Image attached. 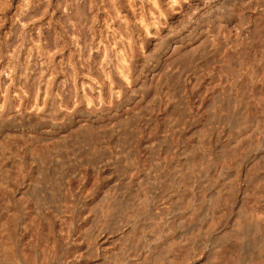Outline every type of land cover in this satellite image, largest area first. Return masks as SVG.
Listing matches in <instances>:
<instances>
[{
	"label": "bare ground",
	"instance_id": "bare-ground-1",
	"mask_svg": "<svg viewBox=\"0 0 264 264\" xmlns=\"http://www.w3.org/2000/svg\"><path fill=\"white\" fill-rule=\"evenodd\" d=\"M54 18L58 22L60 21L62 26L60 27L62 29L61 35L56 36L58 38H55L52 30ZM231 30L235 32L234 34L232 33L233 37L231 36ZM220 36L225 38L227 45L221 50L219 61L218 59L215 60L218 61V65L216 63L217 78L221 84L227 86L228 91L220 92V100L218 105H215L217 111H227L224 117L225 122H221L222 125L227 124L230 130L227 131L232 135L234 134L235 140L231 142L232 146L228 145L226 146L227 148L224 145H220L224 147L225 151L222 149L223 152L220 151L217 156L214 154V143L210 142L211 145L208 148L210 151L209 157L199 158L193 162L190 161L192 164H190L191 168L188 167V171L191 169V172L186 175L187 177L189 175L188 178L186 176L185 179L181 177L180 175L183 173L179 174V170L176 175V170L175 173L171 172L172 176L179 177L175 178L174 183L171 182L173 186H171L172 189L168 199L173 200V202L174 200L179 202L183 209L185 208L184 210L194 207L195 205L193 204L196 197L192 193L195 188L193 187V189L191 186V189L188 186V181H193L196 179H192L194 176L202 173L197 176L196 180L200 181L203 186L204 180L207 179L205 178L207 175L204 172L206 173L207 169L209 170V166H215L218 160H222L229 168L234 166L239 175L236 174V177H232L230 174L234 180L230 178V180H220L222 183L219 181L220 185L217 188L216 202L221 209L219 211L213 210L214 212L211 213L209 220H207L208 222L206 221V225L198 226L197 230L192 229L193 231L186 232L184 241H180L182 243H178L177 246L171 247L169 250L166 249L165 254L157 252L158 257L153 259H151V255L152 253L154 254V251H163V244L167 240L165 242L162 240L170 237L169 234L172 230H170L169 225L172 221L168 222L166 217H164L166 214L164 215L163 212L162 215L156 213L157 211H153L157 214L155 215L154 213L153 215L152 211H149L151 214L147 211V207V209L145 207V209H142L137 204L133 205V207L137 205L139 210L136 213L139 212V214H136L135 217L130 215L126 220L123 218L125 222L123 220L120 222L123 225L121 227L122 231L127 233L126 238L123 235L125 239L121 238L123 241L121 240L122 244L118 245L119 249L113 250L114 252L112 251L113 253L109 256L107 248L102 247L103 261L100 264H129L132 260L142 261V264H189L196 256L195 254L197 252L199 254L204 249L211 253L209 254L211 258L208 256L210 260L208 262L205 261L207 264H264V206L261 211L260 207H258L259 209L257 210L260 214L253 212V207L252 211H250L248 200L252 197L251 195L249 196V191L252 189L248 187V192L247 188L245 190L242 189L244 191L241 192L239 188L242 184H253L252 186H255V183L262 180V178H259V180L255 178L258 168L254 171L251 170L252 168L244 169L245 163L243 164L241 159L249 156L250 151L248 149L252 147V142L257 140L258 142L259 140L262 143L264 142V0H0V264H82V261L87 257H85L86 254L81 249L83 244L81 239L75 241L76 243L69 250H62V245L71 236V224L73 223L69 222H72L73 219L71 217L74 204L73 193L75 194L79 189L76 186L78 184L76 179L80 176H88L87 172L77 174L76 171L71 170L72 172L69 173L66 166L71 163L70 156L74 157L72 158L73 160L80 161L82 160L80 155L83 152L86 153L88 160L89 156L99 154L101 151L98 147L101 145H98L100 141L97 139L100 128L97 126L98 132L96 133L94 131L96 126L94 125L98 124L106 116L108 119L117 118L121 114L132 115L131 119L134 118V114V116H138L139 113L137 114L136 112V106L141 98L140 93L145 88L150 87L154 82L156 85L161 84L157 82H161L160 79L164 76L170 75L174 65H180L179 62L185 57L186 50L190 45L197 43L199 46L201 44L203 46L204 42L215 41ZM72 44L75 47L74 54L76 59L74 58V63L71 62L72 65H70L68 63L72 60L69 59L68 61L66 59V53L71 58ZM209 47L211 46L209 45ZM201 50L203 53L205 49ZM219 51L217 52L219 53ZM191 52L193 53V51ZM211 57L213 62L214 58L213 56ZM185 59L187 60L188 58L186 57ZM24 62H26L25 66ZM192 65L190 68H193ZM31 66L34 67L31 71L32 73H28V76L22 74L23 71H26ZM212 72L208 75L214 78ZM192 74L191 80L197 81L200 77L198 72L193 71ZM77 78L79 79L78 81ZM227 94L228 96L225 98ZM215 96L217 97V95ZM148 104H146L147 107L149 106ZM225 105L227 106L225 107ZM109 110H115V113L112 116H108ZM207 110H209L208 107ZM217 111L215 116L216 114L221 116L224 113L218 114ZM121 119H118L117 123L119 121L121 123ZM127 119L130 118L128 117ZM215 122L217 123L216 120ZM114 123L116 122H113V125ZM108 124L113 126L112 123L111 125L110 123ZM136 124L134 123V125ZM126 127L128 128V126ZM83 128L88 131L86 138H82ZM157 128L158 126H155L152 131L157 130ZM64 129H70L69 132L72 134H66L70 135L68 136L71 140L73 139V143H70L76 144L77 147L70 143L71 147H69L68 143H65L66 140H63L64 144L57 142L58 139L64 138V135H61ZM106 129L109 131V128ZM149 130H147L148 133ZM213 131L216 130L213 129ZM142 132L144 131L141 130L138 133L140 138H144ZM117 135L119 136L120 134ZM117 135H115L116 138H119ZM209 135L207 134V139ZM161 139L163 140L164 138ZM204 141H206L205 138ZM103 142L104 140L101 144H104ZM261 142H259L258 146ZM118 143L119 141L117 145ZM126 143L124 144L126 145ZM148 145L150 147L153 146ZM243 145L249 148L245 147L244 149ZM105 146L103 149L106 148ZM147 146L146 148H149ZM154 147L151 149H154ZM260 147L262 148V144ZM254 148L256 149V147ZM80 151L83 152L81 153ZM167 151L164 153H167ZM201 151L203 152V150ZM79 152L81 153L80 155ZM221 152L225 155H220ZM103 161L105 162V160ZM117 161L120 162L118 159ZM131 162L133 161L131 160ZM221 162L220 164L223 163ZM73 163L75 164V162ZM90 163L92 164V162ZM135 163L133 164L135 165ZM174 168L176 169V167ZM221 168H223V165ZM160 169H162L161 166ZM160 169L158 170L160 171ZM170 169L172 170V166ZM167 174L165 173V175ZM172 176L170 177L172 178ZM63 180L66 181L67 187H63ZM255 180L258 181L256 182ZM206 182L208 181L206 180ZM151 183L153 184L154 182ZM196 185L199 186V184ZM258 185H263V183H257ZM90 186L91 184L87 187L89 188ZM144 189L146 188L144 187L142 191H145ZM157 193L159 194V192ZM238 194L241 195L239 197L248 198L241 200L238 197L243 202L247 200L244 206L248 207L241 205L245 210L241 209L239 211L236 209L238 213H236L235 218L233 217V223L231 222L233 224H231L233 232L236 235L234 236V243L219 249L215 241L216 237H213V234L228 225L224 220L225 215L226 213H230V215L234 213L235 208L233 209V205H235ZM198 195L197 198L199 197ZM146 196H148V193ZM164 196L166 195L161 196V198L163 197L164 199ZM144 197L143 200L146 198ZM254 198L257 199L256 197ZM140 199L142 198L140 197ZM150 200L152 201L153 199ZM100 201L104 200L101 199ZM106 201H104L102 206H104ZM199 201L195 204L198 205ZM136 202H139V200ZM141 202L143 201L140 200L139 205H141ZM154 202L158 203L159 201L155 200ZM257 202L262 201L257 200ZM105 206L100 211L102 220L108 216L112 217L113 214L117 215L115 212L118 206L114 207V205L109 206L108 204ZM196 208H192V210L196 212ZM140 209L142 211L146 210L147 212H145L148 213L146 216L145 214L142 216H145V219L142 218V223L135 222L136 218L142 215ZM132 211L130 213L134 215L135 212L134 210ZM178 211L179 208L177 209ZM127 213L125 212V214ZM178 213H181V211ZM59 215L61 218H57ZM82 218L86 219V216ZM107 220L108 223L111 222L109 219ZM64 223L71 225L69 231L63 227ZM113 227L111 226L112 229L115 228ZM99 230L102 231L103 229ZM21 231H24V236L22 235V239H19L18 235ZM110 233L107 234L110 236ZM101 235L102 237H100ZM101 235L96 240L100 243L104 238L103 234ZM95 237L97 239V236ZM181 238L176 239L179 241ZM217 240L219 239L217 238ZM228 240L230 241V239ZM20 246L22 247L19 248ZM208 252L206 251L207 255ZM99 254L95 257L97 258ZM176 255L182 256L180 258L181 262L179 259H174Z\"/></svg>",
	"mask_w": 264,
	"mask_h": 264
},
{
	"label": "rangeland",
	"instance_id": "rangeland-1",
	"mask_svg": "<svg viewBox=\"0 0 264 264\" xmlns=\"http://www.w3.org/2000/svg\"><path fill=\"white\" fill-rule=\"evenodd\" d=\"M52 10V9H51ZM56 22V23H54ZM60 22V21H59ZM58 20H56V18L53 19V22H52V30L54 32V35H55V38H58L56 36H59L61 35L62 33V29L60 27L61 26V22L59 24ZM54 24V25H53ZM59 25V26H58ZM59 28V29H58ZM233 31V32H232ZM57 34H56V33ZM235 33L234 30H231V36L233 37L234 35L233 34ZM220 39H222L220 41ZM218 41V42H217ZM222 42V43H221ZM210 43V44H209ZM196 44V45H195ZM204 45L203 46H199L197 43H194L192 46L190 45L189 48L186 50V55L185 57L179 62L180 65H174V68L171 72L170 75L168 76H162L163 78H161V82L160 81H156L157 83H161V84H157L154 82L152 83V85L150 87H147L143 90L142 93H140V99L138 101V105L136 106V112L137 114L139 113V115L136 117L133 115L134 118L131 119V116L132 115H129L128 114H121V116H118L117 118H112V119H108V117L106 116L104 119H102L98 124L94 125L96 126L94 128V131L97 133L98 132V129H97V126L99 129V137L97 140L100 141V143L98 144L100 147L99 150L102 152H100L99 154H96V155H93V156H89V160L86 158V153L83 152V151H80L82 153V155H80L81 153L79 152V155H80V161H75L73 160L72 158H74L73 156H70L71 158V163L75 162V164H71L70 165H67L66 167H68V171L69 173H71L72 171H76L77 174L78 173H83V172H87L88 173V176H80L79 178L77 177V181H78V184L76 185L79 189L77 190V192H75V194L73 193V198H74V204H73V210H72V213H71V217L73 218L72 219V222H69V223H73L71 224L72 225V230H71V236H70V239L66 240V242L64 243L63 241V245H62V250L63 251H67L69 250L70 248L73 247V244L76 243L75 241L81 239V241H83V244H82V247L81 249L84 251V254L85 257V260L82 261V264H93V263H97V264H100L102 263L103 261V250H102V247L104 248H107V250L109 251V255H111L114 251L118 250L119 247L118 245L119 244H122V241L123 239L126 238V235L127 233L126 232H123L122 231V228L123 225L122 223L120 224V222H122V220L124 221L123 218H128L130 215L131 216H134L137 214H139V212L136 213L138 209L137 205L139 206V208H146L147 211L151 212L152 211V214L154 215L155 212L153 211H157L156 213L158 214H163L166 216V219L168 220V222L172 221L169 225V228L170 230V234L167 239L165 240H162L163 242H165L166 240L169 242H165L164 244L161 242V244H163V251L160 250V251H154V254L152 253L151 255V259L153 258H156L158 257V253L157 252H161L160 254H165V251L166 249L169 250L171 247H174V246H177L178 243H182L185 239V234L186 232L188 233L193 231V230H197L199 227L203 226V225H206V221L209 220L210 216H211V213H213L214 211H219L221 208L220 206H218V203L216 202L217 201V188L219 187L220 185V180L224 181V180H230L231 176L232 177H236V174H238V171L236 170V168L234 166H232L231 168H229V166L227 167L224 162L222 160H218V163H216L215 166H209V170L207 169V172L204 174H206L207 176L209 177H205L207 178L206 180L208 182H211L208 183L206 182V180H204L205 182L203 183V186H202V183L198 180H196L198 177V175L202 174H198V172H196L198 175L197 176H194L192 179H194L193 181H188V186L191 188L196 190L194 191L193 190V193L192 191L189 189V191L197 198V195L199 197L196 199L198 202V205H196L197 201L194 199V204L195 205L194 207L192 208H199V209H195L196 212H194V210H192V208L188 209V210H184L183 207L180 205L179 202H176L174 200H169L168 199V196H169V193L172 189L171 186H173L172 183H174L175 181V178H178L179 176H176L175 175L178 173V170H179V174L183 173L182 175H180L181 177H183L185 179V176L191 172V165L192 162L194 160H198L199 158H203V157H209V153L210 151L208 150V148L210 147V142L214 143V147H215V151H214V154L219 155L220 151H222V149L225 147L227 148L226 146L228 145H231V142H233L235 140L234 138V134L232 135L229 131V127L226 125H222V122L224 123L225 122V116H226V113L227 111H222L224 112L223 114H221L222 112H219L217 111V107L215 104L218 105V102L220 100V92L221 91H225L227 92L228 91V88L227 86L221 84L219 81H218V78H217V69H216V63L219 61V58H220V52L222 49H224V47H226L225 45H227L226 41H225V38L220 36L218 37L217 40L215 41H207V42H204L203 43ZM214 44V46H213ZM223 44V45H222ZM209 45L211 47H209ZM74 44L71 45V58L68 56L69 54L66 53V55L69 57L66 56V59H69L72 60V61H69L68 64L72 65L71 62L74 63V58L76 59V55L74 54L75 53V47H73ZM197 46V47H194ZM206 46V47H205ZM191 47V48H190ZM194 49H193V48ZM216 48V49H214ZM193 49V50H192ZM201 49H205L203 50L204 52L202 53V50ZM214 49V50H213ZM218 50L219 53L217 52ZM193 51V53L191 52ZM213 51V52H212ZM189 52V53H188ZM196 52V53H195ZM201 52V53H200ZM44 53V52H43ZM198 53V54H197ZM217 53V54H216ZM194 54V55H193ZM207 54V55H206ZM219 54V55H218ZM189 55V56H187ZM218 57H217V56ZM74 56V57H73ZM192 56V57H191ZM213 56V62H212V57ZM216 56V57H214ZM188 58V62L185 58ZM190 58V60H189ZM208 59V60H207ZM218 61H215L217 60ZM197 60V61H196ZM199 60V61H198ZM183 61V62H182ZM209 61V62H208ZM191 65L193 66V68H190V63ZM25 63L24 62V66H25ZM205 63V64H204ZM215 63V64H214ZM67 64V63H66ZM185 64V65H184ZM211 64V65H210ZM190 65V66H189ZM218 65V63H217ZM23 66V67H24ZM188 68H186V67ZM176 67V68H175ZM185 67V68H184ZM200 67V69H199ZM202 67V68H201ZM25 68V67H24ZM34 67H29L26 71H23L22 74H26L27 76L32 73L31 71L33 70ZM179 68V69H178ZM183 68V69H182ZM194 68H196L195 70H193ZM198 68V69H197ZM213 68V69H212ZM203 71H202V70ZM209 69V70H208ZM211 69V70H210ZM188 72H187V71ZM193 71H197L198 74H199V79L197 81H193L191 80L193 74L192 72ZM200 71V72H199ZM213 71V75L214 78H211L210 75L208 74H211V72ZM176 72V73H175ZM29 73V74H28ZM161 75V74H160ZM208 75V76H206ZM216 75V76H215ZM182 76V77H181ZM171 78V79H169ZM173 79V80H172ZM79 79L77 78V81ZM168 80V81H167ZM187 80V81H186ZM191 80V81H190ZM165 81V82H164ZM177 81V82H176ZM181 82V83H180ZM172 83V84H171ZM176 83V84H175ZM180 83V84H179ZM183 83V84H182ZM204 83V84H203ZM213 83V84H212ZM215 83V84H214ZM182 84V85H181ZM155 87H154V86ZM210 85V86H209ZM205 86V87H204ZM225 87V88H224ZM170 90V91H169ZM208 90V91H207ZM153 91V93H152ZM157 91V92H156ZM164 92V93H163ZM175 93V94H174ZM180 93V94H179ZM199 93V94H198ZM219 94V95H218ZM158 95V96H157ZM200 95V96H199ZM211 95V96H210ZM217 95V97L215 96ZM167 96V97H165ZM213 96V97H212ZM228 94L226 95L225 98H227ZM177 99H176V98ZM169 98V99H168ZM175 98V99H174ZM194 98V99H193ZM219 98V99H218ZM149 99V100H148ZM211 99V100H210ZM213 99V100H212ZM155 100V101H154ZM177 102H176V101ZM215 100V101H214ZM147 101V103H146ZM149 101V102H148ZM174 101V102H173ZM155 102V103H154ZM164 102V104H163ZM182 102V103H180ZM209 102V103H208ZM212 102V103H211ZM149 103V104H148ZM175 103V104H174ZM180 103V104H179ZM185 103V104H184ZM145 104V105H144ZM148 104L149 108L147 107ZM174 104V105H173ZM184 105V106H183ZM141 106V108H140ZM177 106V107H176ZM227 105H225L226 107ZM138 107V108H137ZM179 107V108H178ZM182 107V108H181ZM196 107V108H195ZM207 107L209 110H207ZM211 107V108H210ZM181 112H180V110ZM214 109V110H213ZM149 110V111H148ZM179 112H178V111ZM145 111V113H144ZM183 111H185L183 113ZM206 111V112H205ZM208 111V112H207ZM211 111V112H210ZM214 111V113H213ZM216 111L218 112V114H221V116H218L216 114L215 116V113ZM115 113V110H109L108 111V116H112L113 114ZM142 113V114H141ZM149 114V115H148ZM170 114V115H169ZM146 117H145V116ZM174 115V116H173ZM179 115V116H178ZM181 115V116H180ZM214 115V117H212ZM124 116H128L130 119H127L126 117ZM191 116V117H190ZM123 117V118H122ZM176 117V118H175ZM122 118V119H121ZM125 118V119H124ZM139 120H138V119ZM180 118V119H179ZM213 118V119H212ZM219 118V119H218ZM120 120L121 119V123L119 121V123H117L118 121L117 120ZM136 119V120H135ZM217 121V123L215 122V120ZM106 120V121H105ZM126 122H125V121ZM214 120V121H213ZM220 120V121H219ZM224 120V121H223ZM137 121V122H136ZM176 121V123H175ZM203 121V122H202ZM222 121V122H221ZM113 122H116L114 123L113 125ZM130 122V123H129ZM214 122V123H213ZM218 122L221 124L218 125ZM106 123V124H105ZM113 126H109V124ZM124 123V124H122ZM134 123L136 125H134ZM164 123V124H163ZM174 123V124H173ZM101 124V125H100ZM105 124V125H104ZM145 124V125H144ZM150 124V125H149ZM101 127H100V126ZM120 125V126H119ZM128 126V128L126 126ZM179 125V126H178ZM109 126V127H108ZM120 128H118V127ZM123 126V127H122ZM137 126V127H136ZM155 126H158L157 130L155 131H152L153 129L152 128H155ZM166 126V127H165ZM173 126V127H172ZM210 126V127H209ZM222 126V127H221ZM103 127V128H102ZM111 127V129H110ZM117 127V128H115ZM139 127V128H138ZM214 127V128H213ZM228 127V128H227ZM105 128V129H104ZM106 128H109V131L108 129ZM114 128V129H113ZM125 130H123V129ZM144 128V130H143ZM149 130V133H148V129ZM213 128L214 130L216 131H213ZM217 128V129H215ZM223 128V129H222ZM227 128V129H226ZM85 129V128H83ZM82 129V138H86L88 134V131L87 129L83 130ZM113 129V130H112ZM133 129V130H132ZM220 129V130H219ZM70 129H64L61 133V135H64V138L63 139H58L57 142L59 144H64V141L63 140H66L65 143H68L67 145L69 147H71V145H69L70 142L73 143V139L71 140L70 139V135L72 133L69 132ZM103 130V132H102ZM142 132L143 134V137L145 138H140V135L138 134L139 131ZM162 130V131H161ZM212 130V131H211ZM229 130V131H227ZM65 131V132H64ZM86 131V133H85ZM119 131H121V133H119ZM135 133H134V132ZM146 131V132H145ZM204 133H203V132ZM227 131V132H226ZM65 134H64V133ZM84 132V133H83ZM104 132H106L104 134ZM109 132V133H108ZM151 132V133H150ZM160 132V133H159ZM199 132V133H198ZM202 132V133H201ZM231 134L228 136H230L229 138H227V134ZM66 133H69V134H66ZM91 133V132H90ZM89 133V134H90ZM103 133V135H102ZM113 133V134H112ZM120 134L119 136L117 134ZM124 133V134H123ZM137 133V134H136ZM146 133V134H145ZM148 133V134H147ZM157 133V134H156ZM212 133V134H211ZM132 134V135H130ZM150 134V135H149ZM207 134L209 135V138L207 139ZM218 134H220L218 136ZM69 135V136H68ZM110 135V136H108ZM119 137V138H116V136ZM127 135V136H126ZM113 136V138H112ZM122 136V137H121ZM148 136V137H147ZM215 136V137H214ZM232 136V137H231ZM70 139H68V138ZM110 137V138H109ZM132 137V139H131ZM138 140H136L135 138ZM66 138V139H65ZM81 138V139H82ZM103 138V139H101ZM105 138V139H104ZM116 138V139H115ZM161 138H164L163 140ZM204 138L206 141H208L206 143V141H204ZM214 138V139H213ZM227 138V139H226ZM117 139L119 141L118 145H117ZM122 139V141H121ZM129 139V140H128ZM161 141H160V140ZM167 139V140H166ZM197 139V140H196ZM213 139V140H212ZM104 140V144H101L102 141ZM117 142H116V141ZM126 140V141H124ZM137 143V144H135ZM113 141V142H112ZM130 141V142H129ZM132 141V142H131ZM152 141V142H151ZM153 141H155L153 143ZM226 141V142H225ZM127 142V143H126ZM151 142V143H150ZM203 142V143H201ZM259 142H261L259 140ZM258 140L257 141H254L252 142V147H248L246 145H243L244 146V149L245 147H248L249 151H250V154L247 158L245 159H241L242 163L244 164V169L248 170L247 168L251 169L252 171H254L255 169L258 168V172L255 176L256 179L259 180V178L262 180L258 181V180H255L257 183H263V185H258L257 186V183H255V186H252L253 184H249V185H246V184H242L240 185V191H244L246 188L247 192L249 191L248 187L250 189H252L251 191H249V196L251 195L252 197H250V199L248 200V206L250 205V207L248 206H244V203H246V201H241L242 199L245 200V199H248L247 197H239L241 196L240 194H238L237 198H236V201H235V205H233V209H234V213L232 215H230V213H226L225 215V223L227 222L228 225L225 226V228H222V229H219V231L215 232V236L213 234V237H216L215 241L217 243V246L219 249L221 248H224L225 245L227 246L228 244H232L234 243L235 241V237L236 236L233 232V221H234V218L236 217V213H238V210L240 211L241 209L242 210H245L244 207H248L250 208L249 210L253 212H257V214H260V212L257 210L259 209L258 207H260V211L262 210V207L264 206V195L263 192H264V147H263V144L264 142L260 143V145L262 144V148L260 147V145L258 146L259 144ZM70 143V144H72ZM115 143V145H113ZM121 143V144H120ZM126 143V145L124 144ZM133 143V144H132ZM224 143V144H223ZM226 143V144H225ZM148 144L150 145H153V146H147ZM156 144V145H155ZM203 144V145H202ZM234 145V143H232ZM257 144V145H256ZM74 146H76V144H72ZM128 145V146H127ZM140 145V147H139ZM201 145V146H200ZM224 145V147H221V146ZM62 146V145H60ZM106 147L103 149V147ZM149 147V148H146ZM155 146V147H154ZM200 146V147H199ZM206 148H205V147ZM232 146V145H231ZM243 146H241V148H243ZM258 146V148H257ZM77 147V146H76ZM118 147V148H116ZM121 147V149H120ZM154 149H151L153 148ZM158 147V148H157ZM170 147V149H169ZM202 147V148H201ZM256 147V149L254 148ZM167 148V149H166ZM199 148V149H198ZM220 148V150H219ZM240 148V149H241ZM120 151H119V150ZM138 149V150H137ZM165 149V150H164ZM218 149V150H217ZM255 149V150H253ZM102 150H105V151H102ZM108 150V151H107ZM129 150V151H128ZM168 150V151H167ZM174 150V151H173ZM200 150H203V152H205L204 154L207 155L205 156L204 154H202L203 152ZM257 150V151H256ZM78 151V150H77ZM107 151V153H105ZM151 151V152H150ZM167 153H164L166 152ZM223 151H225V149H223ZM222 151V152H223ZM110 152V153H109ZM121 152V153H120ZM124 152V153H123ZM196 152V153H195ZM221 154L220 155H225V154ZM129 155H128V154ZM133 153V154H132ZM154 155H152V154ZM201 153V154H200ZM255 153V154H253ZM102 154V155H101ZM104 154V155H103ZM119 154V155H118ZM127 154V156H126ZM200 155L198 157V155ZM110 155V156H109ZM117 155V156H116ZM83 156V158H82ZM85 156V157H84ZM104 156V157H103ZM107 156V157H106ZM150 156V157H149ZM153 156V157H152ZM165 158H163V157ZM173 156V157H172ZM253 156V157H252ZM263 156V157H262ZM93 157H96V158H93ZM101 157V158H100ZM106 157V158H105ZM110 157V158H109ZM126 157V158H124ZM171 157V158H169ZM178 157V158H177ZM120 161L118 162L117 159ZM122 160H121V159ZM154 158V159H153ZM159 158V159H158ZM163 158V159H162ZM197 158V159H196ZM219 158V157H218ZM102 159V161H101ZM116 159V160H115ZM130 159V160H129ZM149 159V160H148ZM88 160V161H87ZM105 160L106 161H111L109 164L107 162V164H105V162L103 161ZM131 160L133 162H131ZM137 160V161H136ZM165 160V161H164ZM172 160V161H170ZM67 161V160H65ZM73 161V162H72ZM81 161H83L81 163ZM86 161V162H85ZM163 161V162H162ZM169 161V162H168ZM192 161V162H190ZM223 163H222V162ZM85 162V164H84ZM92 162V164L90 163ZM95 162V163H94ZM104 162V163H103ZM117 162V163H116ZM136 162V163H135ZM154 162V163H153ZM171 162V163H170ZM217 162V160H216ZM220 162L222 164H220ZM81 163V165H80ZM103 163V164H102ZM123 163V164H122ZM135 163V165L133 164ZM171 165H170V164ZM179 163V164H178ZM256 163V164H255ZM262 163V164H261ZM78 164V165H76ZM91 164V165H90ZM94 164V165H93ZM155 164V165H153ZM157 164V165H156ZM164 164V165H163ZM189 164V166H188ZM260 164V165H259ZM74 167L72 168L71 167ZM86 165V166H85ZM134 165V166H132ZM148 165V166H147ZM223 165V168H221V166ZM78 166V167H77ZM91 166V167H90ZM95 166V167H94ZM98 166V167H97ZM132 166V168H131ZM155 166L158 169H160V166L162 169H160V171L156 170L155 167H152ZM163 166V167H162ZM172 166V170L170 169ZM217 166L219 167L217 168ZM225 166V167H224ZM258 166V167H257ZM101 167V168H100ZM176 167V169L174 168ZM188 167H190V171H188ZM263 167V168H262ZM80 168V169H79ZM96 168V169H95ZM131 168V169H130ZM149 170H148V169ZM168 168L169 173H168V170H166ZM181 168V169H180ZM217 168V169H215ZM262 168V169H261ZM70 169V170H69ZM76 169V170H75ZM122 169H124L122 171ZM174 169V170H173ZM219 169V170H218ZM229 169V170H228ZM72 170V171H71ZM96 170V171H95ZM147 170V171H146ZM156 170V171H155ZM175 170H176V173H175ZM182 170V171H181ZM212 170V172H211ZM117 171V172H116ZM134 171V172H133ZM154 171V172H153ZM188 171V172H187ZM151 172V174H150ZM159 172V173H158ZM171 172H174L175 175L172 176V173ZM214 172V173H213ZM235 172V173H234ZM99 173V174H98ZM122 173V174H120ZM137 173H139L137 175ZM145 173H147L145 175ZM162 173H164L162 175ZM165 173L167 175H165ZM173 173V174H174ZM210 173V174H209ZM106 174V175H105ZM218 174V175H217ZM231 174V176H230ZM119 175V176H118ZM124 175V176H123ZM165 175V176H164ZM169 175V177H167ZM213 175V176H212ZM261 175V176H260ZM147 176V178H145ZM149 176V177H148ZM172 176V178L170 177ZM217 176V177H216ZM227 176V177H226ZM96 177V178H95ZM117 179H116V178ZM144 177V178H143ZM164 177H167V178H164ZM187 177V176H186ZM189 177V175H188ZM187 177V178H188ZM242 177V176H241ZM93 178V179H92ZM139 178V180H138ZM142 180H141V179ZM153 178V179H152ZM159 178V180H158ZM164 178V179H163ZM209 178V179H208ZM213 178V179H212ZM129 179H131L129 181ZM216 179V181H215ZM145 180V181H143ZM154 180V181H153ZM163 180V181H162ZM167 180H171V181H166ZM231 180H234V178ZM99 181V182H98ZM124 181V182H123ZM139 181V182H137ZM215 181V183H214ZM220 181V182H219ZM114 182V184H113ZM151 182H154L153 184ZM158 182V183H157ZM166 184H165V183ZM200 182V183H199ZM63 187H67V184H66V181L63 180ZM145 183V184H144ZM150 183V184H149ZM205 183H207L206 185H204ZM213 183V184H212ZM222 183V182H221ZM91 184V186L88 188L87 186ZM112 184V185H111ZM149 187H148V185ZM163 184V185H162ZM169 184V185H167ZM171 184V185H170ZM196 184H199L196 185ZM210 184V185H208ZM137 185V187H136ZM146 185V186H145ZM155 185V187H154ZM158 185V186H156ZM162 185V186H161ZM62 186V185H61ZM205 186V187H204ZM208 188H207V187ZM245 186V187H244ZM62 187V188H63ZM141 187V188H140ZM146 188L144 189L145 191H142L143 188ZM164 187V188H163ZM200 187V188H199ZM216 187V188H215ZM243 187V188H242ZM256 187V188H254ZM61 188V187H60ZM191 188V189H192ZM205 188V189H204ZM211 188V190H210ZM234 188H236L234 186ZM238 188V189H239ZM89 189V190H88ZM106 189V190H105ZM140 189V190H139ZM244 189V190H242ZM122 190V191H121ZM168 190V191H167ZM215 190V192H214ZM261 190V191H260ZM107 191V192H106ZM121 191V192H120ZM125 191V192H124ZM162 191V192H160ZM167 191V192H166ZM213 191V192H212ZM235 191V189H234ZM134 192V193H133ZM143 192V193H142ZM148 193V196L147 193ZM159 192V194L157 193ZM196 192V193H194ZM85 193V194H83ZM124 193V194H123ZM133 193V194H132ZM198 193V194H197ZM251 193V194H250ZM258 193V194H257ZM112 196H111V195ZM146 197H144L143 196ZM205 194V195H204ZM248 194V193H247ZM255 194V195H254ZM262 194V195H261ZM110 195V196H109ZM135 195V196H133ZM163 195H166L164 196V199L163 197L161 198V196ZM256 197L257 199H255L254 197ZM83 196V197H82ZM103 196V197H102ZM109 196V197H108ZM117 196V197H116ZM121 196V197H120ZM123 196V197H122ZM129 196V197H128ZM149 196H150V199H153L152 201L149 199ZM156 198V199H154ZM203 196V197H202ZM248 196V197H249ZM101 197V198H100ZM136 197V198H135ZM139 197V198H138ZM140 197L142 199H140ZM143 197L145 198V200H143ZM152 197V198H151ZM241 199H239V198ZM99 198V199H98ZM107 200H105V199ZM160 198V199H159ZM207 198V199H206ZM101 199H103L104 201H106V203L109 205V206H113L114 207H117V210H116V214H113V218L112 220H110L111 218L108 216L106 217V219L104 218V220H102V217L100 216V211L102 210V208H104L105 205H107L106 203L104 204V206H102V204L104 203V201H100ZM128 199V201H127ZM132 199V200H131ZM149 201H147V200ZM158 199V200H157ZM164 201H163V200ZM216 199V200H215ZM114 200V201H113ZM140 200L143 201L141 202V205H139V202H136V201ZM162 201V202H154L153 201ZM202 200V202H201ZM255 200V201H253ZM257 200L259 201H262V202H259L261 204H259L257 202ZM99 201V202H98ZM172 201V202H171ZM241 201V203H240ZM101 202V203H100ZM111 202V203H110ZM120 202V203H119ZM130 202V203H129ZM149 205H147L146 203ZM169 202V203H167ZM201 202V203H200ZM212 202V203H211ZM97 203V204H96ZM124 203V204H123ZM134 203V204H133ZM153 203V205H152ZM167 203V204H166ZM196 203V204H195ZM217 204L216 206L218 207V209L215 210V208H217L215 206V204ZM240 203V204H239ZM96 206H95V205ZM117 206H116V205ZM136 207H133V205ZM143 204V206H142ZM147 206H146V205ZM169 204V206H168ZM171 204V205H170ZM177 204V205H175ZM181 206H179V205ZM200 204V205H199ZM254 204V206H253ZM258 204V205H257ZM145 205V206H144ZM240 205V206H239ZM241 205H243L244 207H242ZM246 205V204H245ZM176 206H178L176 208ZM200 206V207H199ZM203 206V207H202ZM208 206V207H207ZM91 207V208H90ZM98 207V208H97ZM105 207H108V206H105ZM121 209H120V208ZM129 207V208H128ZM134 209H133V208ZM152 207V208H151ZM154 207V208H153ZM241 207V208H240ZM253 207V209H252ZM123 208V209H122ZM144 208V209H145ZM179 208V211H181V213H178L177 212V209ZM201 208V209H200ZM248 208H246V210H248ZM264 208V207H263ZM89 209V210H88ZM134 210V215L133 213H130V212H133L132 210ZM151 209V210H150ZM181 209V210H180ZM236 209H238L236 211ZM252 209V210H251ZM119 210V211H118ZM129 210V211H128ZM141 210V209H140ZM190 210V212H189ZM214 210V211H213ZM248 210V211H249ZM144 211V212H143ZM141 210L140 213L142 212V215H139L138 217L140 218H136V221L135 222H139V223H142V218H144L146 216V213L147 211L146 210ZM146 211V212H145ZM173 211V212H171ZM192 211V212H191ZM90 212V213H89ZM125 212H129L127 214H125ZM149 212V213H150ZM87 213V214H86ZM119 213V214H118ZM122 213V214H121ZM155 213V215H157ZM145 214L144 217H142L143 215ZM151 214V213H150ZM162 214V215H163ZM176 214V215H175ZM195 214V215H193ZM82 215V216H81ZM95 217H94V216ZM115 215V216H114ZM124 216V217H121V216ZM178 215V216H177ZM209 215V216H208ZM228 215V216H227ZM229 215H230V218H229ZM83 216H86V219L82 218ZM98 216V217H97ZM120 216V217H119ZM127 216V217H126ZM191 216V217H190ZM232 216V217H231ZM94 217V218H92ZM114 217H115V220H114ZM169 217V219H168ZM208 217V218H207ZM234 217V218H233ZM57 218H61V216L59 215ZM92 218V219H91ZM181 218V219H180ZM189 218V219H187ZM84 219V220H83ZM97 219V220H96ZM109 219L111 222L108 223V220ZM121 219V220H120ZM145 219V218H144ZM94 220V221H93ZM96 220V221H95ZM107 220V221H106ZM137 220H140V221H137ZM176 220V221H175ZM232 220V221H231ZM93 221V222H92ZM106 221V222H105ZM133 221V222H134ZM91 222V223H90ZM115 224H114V223ZM117 222V223H116ZM125 222V221H124ZM123 222V223H124ZM208 222V221H207ZM232 222V223H231ZM69 223H64L63 227L66 229V230H70L71 229V225H69ZM90 223V224H89ZM99 223V224H98ZM105 223V224H104ZM197 223V224H196ZM101 224V225H100ZM113 224H114V228L113 227ZM232 224V225H231ZM98 225V226H97ZM103 225H105L103 227ZM114 228L112 229L111 226ZM117 225V226H116ZM119 225V226H118ZM174 226V227H173ZM199 226V227H198ZM88 227V228H87ZM107 227V228H106ZM177 227V228H176ZM231 227V229H229ZM90 228V229H89ZM85 229V230H84ZM97 229V230H96ZM99 229H103L102 231L99 230ZM113 231H112V230ZM118 229V231H117ZM193 229V230H192ZM229 229V230H228ZM95 230V231H94ZM99 230V231H98ZM109 230V231H108ZM180 230V231H179ZM232 230V231H231ZM85 231V232H84ZM93 231V232H92ZM98 231V232H97ZM101 231V232H100ZM111 231V233H110ZM116 231V232H115ZM228 231V232H227ZM230 231V232H229ZM22 232V231H21ZM19 232L20 234L18 235L19 239H22L21 237L24 236V231L21 233ZM96 232V233H94ZM114 234H113V233ZM76 233V234H75ZM88 233V234H87ZM110 233V236L108 234ZM122 233V234H121ZM126 233V234H125ZM96 234V235H95ZM101 234H103L104 238H103V241L101 243H105V244H101L99 241H96L99 239V236ZM107 234V235H106ZM183 234V236H182ZM23 235V236H22ZM79 235V236H78ZM91 235V236H89ZM97 236V239L95 236ZM99 235V236H98ZM125 238H124V236ZM181 235V236H180ZM221 235V236H220ZM95 238H94V237ZM120 236V237H119ZM122 236V237H121ZM87 237V238H85ZM91 237V238H90ZM93 237V239H92ZM102 237V235L100 236ZM182 237L181 239H179V241L176 239V238H180ZM228 237V238H227ZM72 238V239H71ZM74 238V239H73ZM116 238V239H115ZM123 238V239H121ZM217 238L219 240H217ZM85 241H84V240ZM169 239V240H168ZM171 239V241H170ZM173 239V240H172ZM230 239V241L228 240ZM234 239V240H233ZM70 240V242H69ZM72 240V241H71ZM102 240V239H101ZM112 240V241H111ZM118 242H116V241ZM122 240V241H121ZM175 240H177L175 242ZM182 240V242H180ZM223 243H222V241ZM120 241V242H119ZM173 241V242H172ZM96 242H98L96 244ZM115 242V243H113ZM90 243V244H89ZM168 245H167V244ZM67 244V245H66ZM109 244V245H108ZM94 245V246H92ZM114 245V246H113ZM221 245V246H220ZM120 246V245H119ZM170 246V247H169ZM22 246H20L19 248H21ZM84 247V248H83ZM89 249H88V248ZM92 250H91V249ZM66 249V250H65ZM88 250V251H86ZM114 250V251H113ZM99 251V252H98ZM113 251V252H112ZM206 251L208 252L207 249H204L203 251L199 252V254H195L196 256H194V259L189 263V264H207L206 262H208L211 258V253L208 252V255L206 253ZM111 252V253H110ZM205 252V253H204ZM100 253V254H99ZM99 254V256L96 258L95 256ZM205 254V256H204ZM88 255V256H87ZM200 255V256H199ZM201 255H203L201 257ZM91 256V257H90ZM93 256V257H92ZM101 256V257H100ZM155 256V257H154ZM207 256V257H206ZM209 256V258H208ZM170 257V256H169ZM171 258V257H170ZM182 258L181 255H176V257H174V259H179ZM98 261H97V260ZM205 259V260H204ZM96 260V261H95ZM197 260V261H196ZM199 260V261H198ZM182 260H180L181 262ZM206 261V262H205ZM132 262V263H131ZM129 264H142V261H139V260H132ZM205 262V263H204ZM177 264V263H175ZM184 264V263H183Z\"/></svg>",
	"mask_w": 264,
	"mask_h": 264
}]
</instances>
